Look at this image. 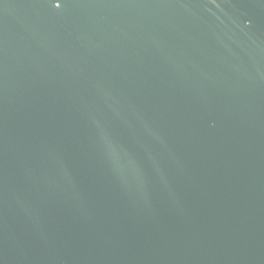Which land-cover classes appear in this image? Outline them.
I'll use <instances>...</instances> for the list:
<instances>
[{
	"label": "water",
	"instance_id": "obj_1",
	"mask_svg": "<svg viewBox=\"0 0 264 264\" xmlns=\"http://www.w3.org/2000/svg\"><path fill=\"white\" fill-rule=\"evenodd\" d=\"M0 264H264V0H0Z\"/></svg>",
	"mask_w": 264,
	"mask_h": 264
}]
</instances>
